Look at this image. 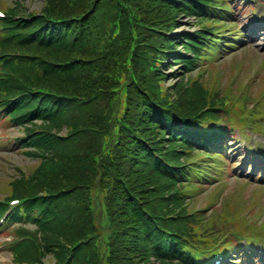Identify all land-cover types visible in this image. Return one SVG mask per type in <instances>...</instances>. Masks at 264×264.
Returning <instances> with one entry per match:
<instances>
[{"label": "trees", "instance_id": "obj_1", "mask_svg": "<svg viewBox=\"0 0 264 264\" xmlns=\"http://www.w3.org/2000/svg\"><path fill=\"white\" fill-rule=\"evenodd\" d=\"M196 5L195 0H47L46 14L60 23L39 16L27 22L9 17L2 23L0 35L6 31L7 39L1 45L17 57L8 60L0 76V97L29 92L11 113L19 116L32 108L15 121L24 124L42 116L44 129L29 138L35 147L28 153L39 158L38 164L14 188L15 194L37 196L23 209L38 230L22 245L18 260L154 264L155 257L177 264L168 258L172 255L178 264H196L189 245L201 232L176 231L175 221L161 217L167 207L135 197L138 181L148 178L131 179L136 187L131 195L129 170L121 166L147 148L140 139L162 141L157 118L166 121L175 107L184 105L185 83L166 87V74L151 70L149 57H161L173 41L152 28H171L179 23V13L191 14ZM133 25L140 26L146 39L138 67L122 46ZM182 36L191 47L202 40L193 33ZM190 61L182 68L192 66ZM110 68L117 71L108 95L103 80L114 75ZM64 127L66 134L59 135ZM145 162L143 157L140 163Z\"/></svg>", "mask_w": 264, "mask_h": 264}, {"label": "rangeland", "instance_id": "obj_2", "mask_svg": "<svg viewBox=\"0 0 264 264\" xmlns=\"http://www.w3.org/2000/svg\"><path fill=\"white\" fill-rule=\"evenodd\" d=\"M240 1V0H239ZM43 2L42 0H29L28 1V6L30 8H36V9H40L43 6ZM242 3H244V1L242 0ZM240 2V4H242ZM260 11V9H259ZM263 11V10H262ZM241 19L243 20V16H247L249 18H254V17H250L251 15H248V13L245 12H241ZM189 27L188 21L184 20L183 21V26L182 29L186 30ZM260 42L262 43V45H264V37L260 38ZM8 130L12 131L10 128H8ZM14 134H16V132H12L10 134H6L4 136H13ZM240 143L239 145H237L240 149ZM12 148H7V147H0V194H3L7 191L6 186L8 183V178L13 177V175H15L18 171V169H16L17 165L20 164H28L29 162V158L28 156L21 152L18 151L17 149H13ZM242 160V159H239ZM230 183L231 185H234L233 179H230ZM208 188L209 187H205V192L202 194L203 198H206L207 195L206 193H208ZM6 239L5 236H0V243ZM1 248V247H0ZM11 258V252L9 250H0V262H6L7 260H10Z\"/></svg>", "mask_w": 264, "mask_h": 264}]
</instances>
